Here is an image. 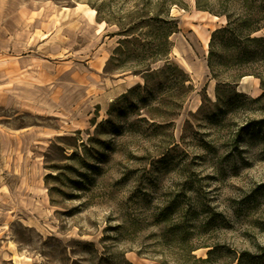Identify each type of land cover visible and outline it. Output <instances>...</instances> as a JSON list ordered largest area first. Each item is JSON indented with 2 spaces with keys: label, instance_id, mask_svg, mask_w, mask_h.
I'll return each mask as SVG.
<instances>
[{
  "label": "rangeland",
  "instance_id": "374dc122",
  "mask_svg": "<svg viewBox=\"0 0 264 264\" xmlns=\"http://www.w3.org/2000/svg\"><path fill=\"white\" fill-rule=\"evenodd\" d=\"M200 3L218 10V0ZM231 9L241 12V1ZM167 10L178 20L169 58L194 91L180 109L165 93L153 111L129 107L127 91L143 78L126 70L132 59L105 65L133 35L146 55L150 18ZM224 24L195 0H0V264H182L162 212L194 245L260 252L264 60L246 67L255 74L247 89L240 78L239 95L214 106L206 56ZM203 87L210 102L198 110ZM212 212L226 223L200 232Z\"/></svg>",
  "mask_w": 264,
  "mask_h": 264
},
{
  "label": "trees",
  "instance_id": "16d2710c",
  "mask_svg": "<svg viewBox=\"0 0 264 264\" xmlns=\"http://www.w3.org/2000/svg\"><path fill=\"white\" fill-rule=\"evenodd\" d=\"M200 1L195 0L198 9L225 17V24L215 28L210 34L206 66L210 78L215 80L216 100L213 105L218 106L220 102L227 105L231 103L233 94L239 95L234 89L236 81L243 76L254 74L245 70L246 67L258 60H264V36L257 33L264 25V1L257 3L258 0H240L241 12H235L231 9V4L239 0H218V10L207 4H201ZM175 4L178 3L175 2ZM150 20L152 23L149 24L151 29L150 40L146 43L147 54L141 56L139 52H135L137 49L143 48V45L140 47L136 45L135 42L138 39L133 35L134 33H127L125 31L128 30H124L122 35H133V38H123L118 41V45L107 60L104 70L109 72L107 67L115 59L122 64L132 59L133 64L127 66L126 70H132L133 74L140 75L144 83H137L127 91L131 98L129 107L137 108L138 105H142L153 111L158 108L151 102L157 99L158 93H165L168 100L172 98L179 100V104L175 107L180 109L182 107L180 97H182L183 103L194 91V85L189 73L169 58L173 47L170 37L178 31V20L170 16L168 10L164 16L156 14ZM128 44L135 45L133 52L128 50ZM122 55H124L123 58ZM158 62H162V64L153 68V64ZM229 68H233L236 72L223 76V70ZM158 77L162 80L160 79L157 84H152L153 79ZM165 83H167L166 86ZM222 85L227 88V93L223 96L221 95ZM174 88L176 93L173 92ZM122 97H125V94ZM205 100L210 102L203 87L202 103L198 110L202 108ZM168 104L171 106L172 102H168ZM161 215H163L161 221L170 223V228L167 230L168 245L176 250L179 258L183 259L182 264H192L190 263L191 260L193 264H221L218 263V259H225L228 256L231 260L222 264H264V247L258 253H251L248 250L232 251L229 248L202 241L194 245L190 242L189 236L186 235L188 230L181 226L179 221L172 220L171 216L164 215V212ZM225 223L226 218L222 214L212 212L205 221L199 224L200 232ZM199 248L207 249L204 257L194 254V251Z\"/></svg>",
  "mask_w": 264,
  "mask_h": 264
},
{
  "label": "bare ground",
  "instance_id": "6f19581e",
  "mask_svg": "<svg viewBox=\"0 0 264 264\" xmlns=\"http://www.w3.org/2000/svg\"><path fill=\"white\" fill-rule=\"evenodd\" d=\"M249 77V76H243L241 78V81H240V88L241 89H247L248 88V84H247V81H246V78ZM214 84H215V80L214 79H211L208 83V93L209 94H213V90H214Z\"/></svg>",
  "mask_w": 264,
  "mask_h": 264
},
{
  "label": "crops",
  "instance_id": "0c3cea01",
  "mask_svg": "<svg viewBox=\"0 0 264 264\" xmlns=\"http://www.w3.org/2000/svg\"><path fill=\"white\" fill-rule=\"evenodd\" d=\"M124 91V89H121L120 91H118L117 92V94H120L121 92H123ZM29 134L27 133V134H19V138L18 139H15L16 140V144H18V147L19 148H21V146H22V141H23V139L26 137V136H28ZM19 141V142H18ZM1 142H3L4 143V140H3V138H1ZM38 146V145H37ZM2 155V153L0 152V156ZM17 156H19V155H17ZM19 170H21V168L19 169V167H18V170L17 171H19ZM38 177V176H37ZM134 264H143L142 262H134Z\"/></svg>",
  "mask_w": 264,
  "mask_h": 264
}]
</instances>
